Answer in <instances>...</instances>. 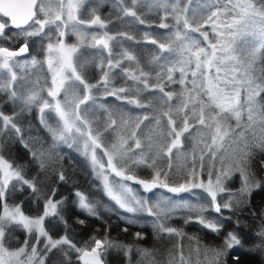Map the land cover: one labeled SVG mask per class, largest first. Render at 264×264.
I'll list each match as a JSON object with an SVG mask.
<instances>
[{"label": "snow or ice", "instance_id": "1", "mask_svg": "<svg viewBox=\"0 0 264 264\" xmlns=\"http://www.w3.org/2000/svg\"><path fill=\"white\" fill-rule=\"evenodd\" d=\"M193 2L194 0H187L184 7H180L181 0H131V6H125V0H117L122 13V17L117 19L130 17L143 24L145 21L135 9L146 5L150 10L153 8L164 10L165 15L162 20H167L171 16L175 20L176 30L172 33L173 38L169 43L158 45L161 54L151 58L147 71L140 65L137 57L128 50H123L119 53L120 58L113 60L114 54L110 42L116 40V36L110 35L107 31L100 35L93 34L90 46L107 50L108 59L107 70H104L105 66L101 59L100 67L103 74L96 84H92L83 74L90 61L80 62V45L85 39V33L80 29L92 26L107 28L110 21H105L96 14V8L92 9L91 18L84 20L80 19L78 13L86 0H0V39L47 35L45 29L51 31L52 26H55L57 32L55 43L51 42V36L48 37L50 42L46 46L44 60L33 57L30 62L25 61L23 64L18 62L17 57L28 52L27 42L18 51L0 46V73L7 74V82H0V91L7 92L13 101L20 100L25 107L40 102L41 113L45 109H52L62 122L59 129L49 128L54 141L66 143L67 137L73 133L83 137L84 153L88 154L90 151L93 167L98 169V175L103 176L106 194L128 213L146 210L154 217L152 227L158 236L182 235L177 228L166 226L167 221L178 209L187 210L189 215L185 223L190 222L193 219L192 214H195V220L204 228L219 233L223 224L207 219L204 214L209 210L220 214L222 209H231L234 204L241 203V200L234 199L236 196L249 197L254 189L264 186V181L257 180L250 167L251 149L254 147L264 149V103H259L257 100L264 94V63L257 66L258 62L264 61V0H208L207 3L196 8L191 7ZM205 12L210 14L205 17L203 15ZM69 22L72 23V31L78 39L76 44H67L63 39L66 34L64 29L68 27ZM209 24L216 37L214 43L208 40L209 33L202 31L203 27ZM159 27L168 29L170 25L160 23ZM8 29L16 31L12 36H6ZM191 33H200L203 39L208 41V45L201 46V41L192 38ZM118 35L132 39L127 33H118ZM145 36L147 37L148 34L145 33ZM151 43L157 44V41L152 39ZM165 52L175 53L177 58L165 57L163 55ZM123 61L135 63L134 68H123L122 72L131 81L142 86L135 89L136 94L139 95L146 90L158 91L162 94L159 98L160 106H167V111H161L155 118L157 125H160L162 117L166 118L167 131L162 132L160 139L155 142L149 137L147 151L141 140L136 138V131H132L127 138L116 132L114 142L105 147L102 142L103 133L97 132L93 135L90 122L81 115V105H86L94 99L93 89L103 87L107 95L118 99L125 98L121 97V94L127 93L130 89L124 87L113 88L110 91L108 89L112 70L121 68ZM45 64L51 74L47 96L54 103L42 99L43 88L39 90L33 88L24 96L18 95L15 88L18 76L13 70L14 67H36ZM155 68L159 69L155 71L156 83L150 84ZM177 72L180 75L178 81L173 75ZM36 83L38 84V81ZM165 83H179L184 87L180 93H173L165 91ZM61 93L63 100L58 98ZM174 97L179 101L175 108L171 104ZM127 102L138 107H152L151 101L143 104L138 99H128ZM173 115L178 119H174ZM148 119L147 115L142 119L138 117L135 128L139 129L143 121ZM14 120V115L9 116L0 112L2 127H10L19 134L21 129ZM190 120L194 123H190ZM109 121L104 132L115 131L117 127V120L112 118L111 113H109ZM122 122L125 126L129 123L123 118ZM81 125L84 127L82 128ZM257 128L260 133L259 143H252L251 141L257 139ZM193 129L200 137L199 140L192 136ZM129 140L134 143L130 145ZM185 140L192 144L190 153L183 152ZM25 147L28 145L25 144ZM97 149L102 150L101 156L106 157V161L102 162V159L98 158ZM174 154L177 157L184 155L185 161H191V168L184 183L169 186L167 180L173 167ZM32 156L34 159L38 158L35 152H32ZM205 157L209 158L210 164L207 169V182L199 179L196 167L199 160V171H205ZM158 160H167L168 169L157 167ZM217 160L221 165L220 169L216 168ZM139 166L153 169L154 175L151 180L140 179L131 174V168ZM40 167H44L43 161L40 162ZM186 167L187 163L181 165L180 170ZM105 172L108 174H104ZM232 172L240 174L241 187L236 192H230L226 202L218 203V194L228 191L223 186V180ZM112 173L120 178L118 182L109 181V175ZM60 179H64L63 174L60 175ZM127 181H134L149 192L157 187L166 188L171 193L202 189L209 199L206 203L199 202L203 197H198L196 203L189 201L177 203L171 198L161 197L154 205L147 206L146 201L138 198ZM13 182L27 185L34 192L36 191L33 181L26 179L22 174V166H14L0 154V264H37V261L38 264H45L48 254L53 249H60L61 246H67L69 250L76 252L78 260L83 264H104L103 255L108 249H122L126 254L132 252V245L112 241L107 236L103 238L93 236L91 246L85 242L82 247H78L67 234L59 239H53L44 228V220L48 216H59L58 205L63 202L48 198L43 214L30 217L25 215L19 205H10L7 202L6 193L9 185L11 184L13 189L16 186ZM75 195L79 198L81 209L91 215L97 214L95 206L83 193L76 192ZM60 219L63 220V217ZM128 222L136 223L132 219ZM79 223L83 224L84 221L80 220ZM65 225L67 226L66 221ZM12 227L26 230L29 236L35 234V243L29 246V241L26 239L19 248L6 247L4 242L6 229ZM257 236L259 243L254 244L252 250L264 252V227H261ZM136 237L141 238V233L137 232ZM41 238L46 240L43 248L38 249ZM242 244L243 241L235 232H228L222 244L215 247L205 245L201 248L197 241V247L194 249L196 264H228L230 251ZM136 251L141 256L140 264L145 260H148V264H153L148 259L153 255L151 249L136 248ZM63 255L67 257L68 253L63 252ZM179 259L180 264H190L191 257L185 259L183 251L180 250Z\"/></svg>", "mask_w": 264, "mask_h": 264}, {"label": "trees", "instance_id": "2", "mask_svg": "<svg viewBox=\"0 0 264 264\" xmlns=\"http://www.w3.org/2000/svg\"><path fill=\"white\" fill-rule=\"evenodd\" d=\"M136 11L145 23L141 24L136 20H132L130 17H128L129 19L126 17V19L122 18L121 26H114L112 22H110V26L111 30L124 31L134 39L128 40L126 46L137 57L140 65L147 71L149 70V65L146 61V55L150 57L160 55L156 44L151 43V40L155 39L157 43H162L166 41L163 39L167 38V36L158 25L161 23V11L152 14L143 13L139 10ZM120 14L122 15L121 12ZM165 22L170 23L171 20L167 19ZM15 31V29L6 30V36H12ZM145 33L148 34L147 37ZM21 41H23V38L20 36L11 40L1 39L0 45L13 47ZM26 41L29 44L30 53L34 52L32 40L26 39ZM38 47L41 48V46ZM261 63H264V61L258 62L257 66L259 67ZM127 64L135 67L134 62L123 61L121 68L112 70L110 84L114 87L124 86V88L130 89V91L122 93V96L125 98L121 100L111 95L103 97V105L109 106L116 102L119 111L125 109L131 111L135 115L134 119L136 121H138V117L142 119L147 115L150 119L151 114H160L161 111H167V106L161 107L159 104V98L162 94L158 91L146 90L142 91L139 95L136 94L135 89L142 86L131 81L123 74L122 69ZM158 70V68L153 70V78L150 80V84L155 80V71ZM165 88L173 93H180L177 83L169 84ZM2 92L0 91V98H2L0 100V109L5 110L6 108L3 106L5 94ZM129 98L138 99L143 104H148L151 101L152 107H137V105L129 104L127 102ZM178 103L179 101L174 97L171 102L172 107L175 108ZM259 103H264V94L259 97ZM9 113L15 116L14 122L20 127L21 133L17 134L11 128L0 129V154L14 166H22V174L26 179L33 181L36 191L34 192L27 185L13 182L16 186L13 189L12 185H9L8 192L6 193L7 202L9 204L19 205L21 210L27 215H39L42 213L48 198L54 201H62L63 203L58 205L57 209L60 215L48 216L44 220V228L53 238L62 237L67 234L78 247H82L85 242H88L89 246H91V238L93 236L97 238L107 236L112 241L132 245L133 250L131 253L126 254L122 249H108L103 255L104 264H135V256L141 258L136 248L151 249L153 251L152 258L153 256H161L162 254L177 255L180 250L185 254L189 248L197 247V241L201 248L205 245L211 246L213 239H219L221 241L219 245H221L224 236L228 232H235L241 238L243 244L230 251L228 264H264V252L252 250L253 245L259 243L257 233L261 227H264V186L254 189L249 197L236 196L234 199L241 200V203L239 205L234 204L231 209H225L221 216L217 215L214 210H209L204 214L207 219L216 220L223 224V228L219 233H214L195 221L185 223L189 214H184L171 217L166 223L167 226H172L180 230L182 232L181 236H170L168 234L158 236L156 230L149 225L137 226L135 224H127L120 218L119 214H117V207L104 195L102 187L99 181L93 176L86 159L80 156L75 148L56 143L50 132L38 120L34 109L26 115L14 111H10ZM113 118L117 120V127H121L123 124L120 121L121 117L115 115ZM173 118L178 119L175 115H173ZM126 119L130 124L128 123L127 126H124L125 130L122 131V135L127 138L131 132L129 130L131 129L133 121L128 118ZM149 119L143 121L141 124L142 128H145L146 124L149 125ZM91 120L94 128L103 133V137L106 138L111 132V130L104 132L106 125L110 122L109 112L101 111L99 114V122H95L91 113ZM191 122L194 123V121ZM160 128L158 135L153 139L154 141L160 139L163 129L167 130L166 118H161ZM194 130H192L193 137L195 135L193 133ZM185 135L187 136L188 134L186 133ZM259 137L260 133L258 128L257 139L251 142L259 143ZM136 138L140 139L144 145V141L146 140L144 130L141 134L137 133ZM52 142V153L50 156H45L47 155L46 150L44 152V159L50 157L53 161V176H38L39 173L36 175L30 174L28 167L34 166L36 168L38 166L41 157L40 154ZM25 144L28 147H25ZM129 144L132 145V140H129ZM144 146L147 148V145ZM191 151L192 144L188 140H185L184 152L190 153ZM251 151V171L255 174L257 180L264 181V149L254 147ZM32 152L37 153V159L33 158ZM186 163L187 167L180 170L181 165ZM172 165L173 167L171 172H169L168 182L176 184L184 181L187 177L188 170L191 168V161L181 162V160L179 161V159L173 158ZM198 165L199 160H197V168ZM157 167L164 170L166 168L168 169L167 160H158ZM205 171L201 172L202 175L205 174ZM130 172L143 178H151L154 175L153 169L144 166L132 167ZM61 174L64 176L63 180L60 179ZM224 186L228 191L224 193L223 197L218 198L219 203L224 202L223 200H228L229 193L236 192L241 187L240 174L238 172H232L226 178ZM53 192L55 193L54 195ZM76 192L83 193L95 206L96 215H85L82 213V210L77 204L78 197L75 195ZM100 207L107 210L100 211ZM60 217H63V220ZM80 220H83L84 223H79ZM65 221L67 226L65 225ZM137 232L141 233V238L136 237ZM10 235L11 230L6 229V243ZM63 252L68 253L67 257L63 255ZM49 255L51 260H53V264H82L78 260L77 253L69 250L67 246H61L60 249H53L46 257L45 264H48ZM236 257L239 259L236 260ZM152 258L150 257L148 259L150 260Z\"/></svg>", "mask_w": 264, "mask_h": 264}, {"label": "rangeland", "instance_id": "3", "mask_svg": "<svg viewBox=\"0 0 264 264\" xmlns=\"http://www.w3.org/2000/svg\"><path fill=\"white\" fill-rule=\"evenodd\" d=\"M208 0H194L193 4L191 7L196 8L198 7V5L202 6L205 3H207ZM187 3V0H181L180 3V7H184V5ZM114 5H116L114 7ZM125 6H131V0H125ZM96 8V14L100 15L102 19H104L105 21H110L112 22V24L114 26H121V22H122V18L121 19H117V17H122V15L120 14V6L117 5V0H86V3L84 4V6L81 8L80 12L78 13L80 19H84V20H88L91 18L92 16V9ZM135 10H139L143 13H149L152 14L154 12H158L161 11L162 13H160V22L161 23H166L165 20H162V17L165 15L164 10L162 9H149L146 5L143 6H138ZM209 12H205L203 13V15L206 17L207 15H209ZM189 15L191 16V12L189 13ZM112 18V19H111ZM126 19V18H125ZM127 19H129L127 17ZM132 19V18H131ZM169 20H171L170 23H167L170 25V27L168 29H164L162 28V31L166 34L167 38H164L163 40L165 42L162 43H169V41L173 38L172 37V33L175 32L176 28L174 27L175 25V20L170 16L168 18ZM134 20V19H132ZM107 24V28L106 29H101L99 26H92L90 28H81L80 31L85 33V39H84V43L82 45H80V62L83 63L85 60L90 61L85 68L84 71V76L85 79L92 84H96L97 81H99L101 79V76L103 74L101 67H100V63H101V59H103V63H104V70H107V59H108V52L107 50L104 49H99V48H95V47H91L90 45L92 44V40L91 37L93 34H103L104 31H107L110 35H114L117 37L116 40L111 41L110 44L112 46V51H113V60L115 61V59H119V53H121L123 50H128L126 44L128 43V40H134L132 39H128L127 37H122L119 36L118 33H126L124 31H114L111 30V23ZM160 25V23L158 24ZM182 28V26H181ZM65 31V36L63 37L65 43L67 44H76L78 43V39L77 36L73 33L72 31V23L69 22V25L66 29H64ZM202 31L208 32L209 33V37L208 40L212 41L213 43L215 42V34L212 32V28H211V24L209 25H205L202 29ZM45 32L47 33V35L45 34H41L39 36H32V37H25V36H20L21 38H23V41L27 42L26 39H30L32 40V45H33V51L32 53L26 55L25 57L22 58H17L18 62L23 64L25 61H31V59L33 57H35L37 60H44L45 59V49L47 44L50 42L48 37L51 36V42L55 43L56 39H57V32L55 30V26H52V30L50 31L49 29H45ZM128 36H130L128 34ZM192 38L197 39L199 41H201V46H207L208 45V41H205L203 39V37L200 35V33H191ZM131 37V36H130ZM1 40V39H0ZM161 41V40H160ZM160 43L156 44L157 50L158 52H160L159 50V45ZM3 46V45H0ZM41 46V51L39 50ZM131 52V51H130ZM161 54V53H160ZM165 57H168L170 59H175L176 54L172 53L169 54L167 52H165L163 54ZM153 56H149L146 55V61L149 62L151 60ZM164 61L162 60L161 63H163ZM135 65V64H134ZM131 67L130 65L127 64V66H125L124 68H129ZM134 68V67H132ZM14 71H16L17 76H18V80L16 81L15 84V88L16 91L18 93V95L20 96H24L26 95L29 91L33 90V88H36L37 90L43 88L44 91L41 92V97L42 99H47L50 101V103H54V101L47 96V88L50 86L51 84V74L47 71V65H43V66H36V67H14L13 69ZM174 79L175 80H179L180 79V75L179 73H174ZM189 79H191V77H189ZM38 81V84L36 83ZM0 82H7V74L6 72L4 73H0ZM156 80H154L151 84H155ZM172 84V83H171ZM178 87H179V92H181L183 90L182 85H180L179 83ZM169 85V83H165V87H167ZM191 85L189 84V87ZM124 86H113L109 83L108 85V89L109 91L113 88H121ZM165 91H169L167 88H165ZM2 93L5 94V99L3 100V106L4 108H6L5 110H1L0 112H3L5 115H9L12 116L11 113H9L10 111H14L17 113H20L22 115H26L28 112L32 111L33 109L35 110V113L38 117V120L40 121V123L49 131V128H54V129H59V127L61 126V121L59 120L58 115L52 110V109H45L43 113L40 112V107L42 106L40 102L35 103L29 107H25L23 105V103L20 100H16L13 101L9 98V94L5 91H3ZM83 95V93L81 92V96ZM92 95L94 97L93 100H90L89 102H87L86 105H81V115L87 119L90 122L92 131H93V135H95L97 132L96 128H94V124H92V120H91V113H92V117L93 119H95V122H99V114L101 111L103 112H109L112 113V118L115 115L120 116V121L122 122V118L127 120L126 118H128L129 120L133 121L132 125H131V129L129 131H136V133L141 134L142 131L144 130V135H145V141H144V145L148 144V138L151 137L152 140L154 139V137L156 135H158V130L161 129L160 125L156 124V117H158L160 114L159 113H155L154 115H150L151 118L149 119V125H145V128L141 127L139 129L135 128V124L138 122L134 119L135 115L131 112L128 111L127 109L125 110H121L119 111V108L116 106V102L106 106L103 105V97L107 96V94L104 91L103 87H100L98 89H93ZM2 97V96H1ZM121 97L122 94H121ZM59 99L63 100V93H61V96L58 97ZM124 99V98H120ZM129 99H134V98H129ZM0 100H2V98H0ZM127 100V99H126ZM258 102H259V97L257 98ZM135 105V104H133ZM103 106V107H102ZM138 107V106H137ZM6 110H10L9 112ZM123 123V122H122ZM190 123L191 120H190ZM231 123H235L234 121H231ZM130 124V123H129ZM166 124H167V120H166ZM125 125L122 124L121 127H116L115 131H111L107 137H103L102 136V142L104 143L105 147H108L112 142H114V140L116 139V132H119L122 135V131L125 130ZM81 127L83 128L84 126L81 125ZM10 128V127H9ZM0 129L4 130L6 128L2 127V121H0ZM167 130H162L163 133H166ZM201 131H203L201 129ZM258 131V128H257ZM50 132V131H49ZM130 132V134H131ZM195 135L194 137L199 140V136L197 135L196 130H194ZM50 134L52 135V133L50 132ZM129 134V135H130ZM193 136V135H192ZM83 137H80L78 134H70L67 137V142H61V141H55L56 143H61V144H65L69 147H73L77 150L78 154L82 157H84L87 161V163L89 164L92 174L93 176L99 181L103 193L104 195L117 207V214H119L120 218L127 224H135L137 226H144V225H149L152 227V224L154 222V217L150 216L147 211H138L136 213H128L125 209H122L119 207V205H117L115 203V201H113L105 192L104 190V184H103V176L102 175H98V169L93 167L92 164V160H91V153L89 151L88 154L84 153V149H83ZM154 141V140H153ZM156 141V140H155ZM154 141V142H155ZM134 141H132L133 144ZM145 151L147 150V148L144 146ZM227 148V145H226ZM47 150V155L45 156H50V154L52 153L53 150V142L52 144L48 145L45 147V149H43V154L44 152ZM229 151H231V149H229ZM101 149H97V156L98 158L102 159L103 161H106V157H102L101 156ZM184 152V149H183ZM199 153V148H198V152ZM174 159H179V161L181 160V162L185 161L184 155H179L178 157L174 154L173 156ZM206 163L204 161V164L206 165V169H208L210 167L209 164V158L205 157ZM43 161L44 167L41 168L40 167V162ZM32 166V165H31ZM216 168L220 169L221 165L219 163V161H216ZM198 175H199V179L204 180L205 182H207L208 176H207V170L205 171V174L202 175V173L199 171V165H198ZM167 170V168H166ZM28 172L30 174L36 175L38 174V176H53V161L51 160L50 157H47L44 159V155L40 157L38 166L35 168L34 166L32 167H28ZM104 174H108V172H105ZM231 175V174H230ZM152 178V176H151ZM187 179V177H186ZM186 179L182 182L176 183L175 186H178L180 183H184L186 181ZM215 179V173L213 175V180ZM120 180L119 177H116L114 173L109 175V181L110 182H118ZM226 178L223 180V186H224V182H225ZM168 182V180H167ZM199 182V180L197 181ZM126 183L129 184V186H131L134 190V192L136 193V195L138 196V198H141L142 200L146 201V205L147 206H152L155 203L158 202V200H160L161 197H168L171 198V200L173 202H182V201H189L192 203H196L197 202V198L198 197H203V199H200L199 202L201 203H205L207 202V194L204 193V191L202 189H193L192 191L189 192H180V193H171L169 191H166L162 188H158V189H153L152 191H145L143 189H141L138 186H134L133 184H131L129 181H127ZM169 183V182H168ZM173 184V183H170ZM174 185V184H173ZM225 187V186H224ZM225 193V192H224ZM224 193H219L217 196V202H218V198L219 197H223ZM204 201V202H203ZM224 202L227 201L223 200ZM224 202H222L221 204H223ZM219 203V202H218ZM77 204L79 206V198L77 199ZM11 205V204H10ZM106 208H108L106 206ZM81 209V208H80ZM82 213H84L85 215H91L89 214L86 210L81 209ZM103 210H107L103 207H100V211ZM225 209H222V212ZM43 214V211L41 214L39 215H28L30 217H38L40 215ZM184 214H188L187 210L185 209H178L173 215L172 217H176L179 215H184ZM217 214V213H216ZM222 213L217 214L219 216H221ZM27 215V214H25ZM129 219L135 220L136 223H129ZM191 221H195V214L193 215V219ZM201 225V224H200ZM167 226V225H166ZM172 227V226H170ZM11 230V235L9 237V240L7 241V243L5 242V246L9 247L10 249H16L19 248L20 246L23 245V242L27 239L29 241V246H31V244L35 243V234L33 236H29V234L27 233L26 230H23L22 228L19 227H12L10 228ZM58 238H53V239H59ZM46 238H41V243L37 246L38 249H42L44 246V242H45ZM213 243H211V246L215 247L218 246L221 241L219 239H213L212 240ZM195 248H189L188 249V253L186 252L184 254L185 259H188L189 257H191L190 260V264H196V253L194 251ZM30 250V247H29ZM41 255H43V252H41ZM78 256V254H77ZM152 258V257H151ZM201 259H202V255H201ZM153 264H180V259H179V253H177V255H166V254H162L161 256L159 255L158 257H154L152 259H150ZM46 261V259H45ZM141 262V258H139L138 256H135L134 258V263L135 264H140ZM38 264V261H37ZM48 264H53V260H51L50 255L48 257ZM143 264H148V260H145L143 262Z\"/></svg>", "mask_w": 264, "mask_h": 264}, {"label": "water", "instance_id": "4", "mask_svg": "<svg viewBox=\"0 0 264 264\" xmlns=\"http://www.w3.org/2000/svg\"><path fill=\"white\" fill-rule=\"evenodd\" d=\"M24 43H21V44H19V45H17L16 47H13V48H10L11 50H15V51H18L19 50V48L23 45ZM4 47H7V46H4ZM27 54V52L26 53H23V54H21L20 56H23V55H26ZM135 175V174H134ZM136 176H138V175H136ZM140 179H145V178H142V177H140V176H138ZM148 180H151V179H148ZM129 182H131L132 184H135V185H139V184H137V183H135L134 181H129ZM142 189H143V187L141 186V185H139ZM169 186H175V185H172V184H169ZM163 189H165V190H167L166 188H163ZM168 191V190H167ZM82 264H83V262L82 261H80Z\"/></svg>", "mask_w": 264, "mask_h": 264}]
</instances>
